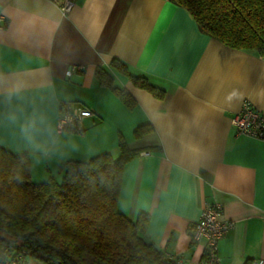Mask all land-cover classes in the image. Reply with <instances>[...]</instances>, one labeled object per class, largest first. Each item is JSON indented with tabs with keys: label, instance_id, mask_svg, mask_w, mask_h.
Returning a JSON list of instances; mask_svg holds the SVG:
<instances>
[{
	"label": "crops",
	"instance_id": "1",
	"mask_svg": "<svg viewBox=\"0 0 264 264\" xmlns=\"http://www.w3.org/2000/svg\"><path fill=\"white\" fill-rule=\"evenodd\" d=\"M97 67L133 108L98 83ZM244 101L264 110V57L205 34L171 0H75L67 14L55 0H0V147L28 152L37 182L59 179L64 160L116 157L120 136L142 148L123 167L118 209L131 221L146 213L145 238L182 264H200L205 240L191 232L214 202L232 222L217 264H264V140L231 125ZM63 103L90 110L81 131L58 129ZM147 123L153 132L136 139Z\"/></svg>",
	"mask_w": 264,
	"mask_h": 264
},
{
	"label": "trees",
	"instance_id": "2",
	"mask_svg": "<svg viewBox=\"0 0 264 264\" xmlns=\"http://www.w3.org/2000/svg\"><path fill=\"white\" fill-rule=\"evenodd\" d=\"M171 1L186 9L205 34L264 57V0ZM110 66L154 97H165L164 89L129 73L120 60L112 59ZM95 78L127 108L135 106L131 93L114 85L103 67L95 69ZM152 132L147 123L133 135L141 139ZM141 150L120 136L116 157L102 152L86 160H64L57 168L59 179L37 182L28 152L0 147V260L22 255L26 263L33 257L44 264H182L145 238L146 213L131 221L118 209L123 167Z\"/></svg>",
	"mask_w": 264,
	"mask_h": 264
},
{
	"label": "built area",
	"instance_id": "3",
	"mask_svg": "<svg viewBox=\"0 0 264 264\" xmlns=\"http://www.w3.org/2000/svg\"><path fill=\"white\" fill-rule=\"evenodd\" d=\"M63 14H67L75 5V0H55ZM90 115L87 108H74L69 103L60 106L58 129L81 128V121ZM231 125L238 134H245L264 140V110L257 109L248 101L234 113ZM232 227V222L223 217L222 205L214 202L203 207L199 219L191 232L193 241L205 240L204 256L200 264H217L219 261L218 244ZM0 264H27L22 255L0 260ZM250 264H256L252 262Z\"/></svg>",
	"mask_w": 264,
	"mask_h": 264
},
{
	"label": "rangeland",
	"instance_id": "4",
	"mask_svg": "<svg viewBox=\"0 0 264 264\" xmlns=\"http://www.w3.org/2000/svg\"><path fill=\"white\" fill-rule=\"evenodd\" d=\"M27 260L30 262V264H44L41 261H39L33 257H28Z\"/></svg>",
	"mask_w": 264,
	"mask_h": 264
}]
</instances>
